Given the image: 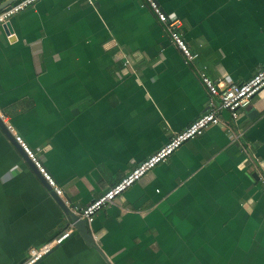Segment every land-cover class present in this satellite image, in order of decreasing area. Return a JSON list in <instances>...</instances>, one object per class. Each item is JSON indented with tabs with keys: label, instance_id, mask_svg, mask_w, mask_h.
Wrapping results in <instances>:
<instances>
[{
	"label": "crops",
	"instance_id": "1",
	"mask_svg": "<svg viewBox=\"0 0 264 264\" xmlns=\"http://www.w3.org/2000/svg\"><path fill=\"white\" fill-rule=\"evenodd\" d=\"M157 1L193 63L140 0H38L0 26V110L63 191L0 119V264L67 226L55 196L78 211L206 111L197 71L228 84L264 66V0ZM221 115L230 132L209 126L96 215L97 248L75 233L36 264H264V186L243 149L264 168V89Z\"/></svg>",
	"mask_w": 264,
	"mask_h": 264
},
{
	"label": "built area",
	"instance_id": "2",
	"mask_svg": "<svg viewBox=\"0 0 264 264\" xmlns=\"http://www.w3.org/2000/svg\"><path fill=\"white\" fill-rule=\"evenodd\" d=\"M38 0H16L8 8L0 11V26L5 25L10 18L32 6ZM142 7H147L156 17L157 21L162 25L168 34L170 42L180 51L186 63H193L198 57V53L192 50L181 30V22L177 17L168 15L157 0H140ZM10 35V34H9ZM128 62H125V65ZM202 85L206 88L208 98V108L206 111L197 116L182 130L174 133L160 148L150 154L148 157L138 162L128 172H126L118 181L108 186L102 193L81 207L76 214L79 219L83 220L92 232V223L96 215L109 204L113 203L118 196L127 190L134 183L139 181L151 169L159 163L165 162L184 142L203 134V132L211 125L225 126L228 132L230 127L224 121L221 111L227 110L232 121H237L241 113L246 109L252 101V98L264 89V66L260 67L248 80L240 83H228L223 81L212 80L204 70L197 71ZM0 119L8 132L12 133L13 139L20 146L22 151L31 160L34 167L54 189V192L62 196V189L59 187L41 158L33 151V149L25 142L23 137L18 134L14 126L5 119L4 114L0 110ZM247 155V160L253 167L259 182L264 186V168L261 166L258 158L249 150L247 146L243 147ZM76 233V227L73 222L69 221L67 226L48 241L39 246L30 247L27 256L20 264H36L43 257L48 255L54 248L61 245L66 239ZM94 239L98 235L92 233Z\"/></svg>",
	"mask_w": 264,
	"mask_h": 264
},
{
	"label": "water",
	"instance_id": "3",
	"mask_svg": "<svg viewBox=\"0 0 264 264\" xmlns=\"http://www.w3.org/2000/svg\"><path fill=\"white\" fill-rule=\"evenodd\" d=\"M14 1L16 0H5L0 3V11L8 8ZM6 33L10 34L12 33V27L10 24V21H8L5 25H3ZM14 37H11L13 39ZM227 111V110H226ZM34 169V168H33ZM35 171V170H34ZM256 175V174H255ZM257 177V175H256ZM63 210V212L66 214L68 221H71L74 223L76 227V234L78 236H81L89 245H92L97 248L96 244L94 243L93 237L88 230L85 222L81 219H79L78 215L76 214L77 208L76 206H67L62 200H60L57 196L54 197Z\"/></svg>",
	"mask_w": 264,
	"mask_h": 264
}]
</instances>
